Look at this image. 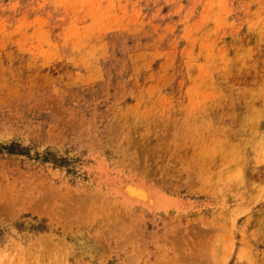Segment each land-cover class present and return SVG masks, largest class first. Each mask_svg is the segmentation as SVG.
<instances>
[{"label": "rangeland", "instance_id": "1", "mask_svg": "<svg viewBox=\"0 0 264 264\" xmlns=\"http://www.w3.org/2000/svg\"><path fill=\"white\" fill-rule=\"evenodd\" d=\"M0 264H264V0H0Z\"/></svg>", "mask_w": 264, "mask_h": 264}, {"label": "bare ground", "instance_id": "2", "mask_svg": "<svg viewBox=\"0 0 264 264\" xmlns=\"http://www.w3.org/2000/svg\"><path fill=\"white\" fill-rule=\"evenodd\" d=\"M117 191V190H116ZM149 193V192H148ZM116 194V193H115ZM127 195V194H126ZM128 196V195H127ZM161 197V196H160ZM131 198V197H130ZM125 199V198H124ZM130 200V199H129ZM135 202H137L136 200H135ZM148 202V201H147ZM150 202H152V201H150ZM150 202H148V203H150ZM128 203H130V204H135L134 203V201H132V198H131V201H129ZM124 204V203H123ZM153 204H155V202L153 203ZM120 205H122L121 203H120ZM126 205V204H125ZM144 205V204H143ZM155 205H157V204H155ZM148 206H151V205H148ZM152 207V206H151ZM151 207H149V208H151ZM157 210H158V208H157Z\"/></svg>", "mask_w": 264, "mask_h": 264}]
</instances>
